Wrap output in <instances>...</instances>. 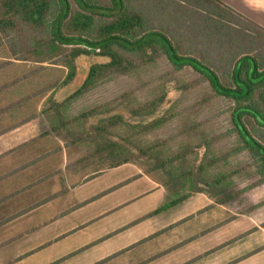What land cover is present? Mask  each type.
I'll return each mask as SVG.
<instances>
[{
  "label": "rangeland",
  "instance_id": "374dc122",
  "mask_svg": "<svg viewBox=\"0 0 264 264\" xmlns=\"http://www.w3.org/2000/svg\"><path fill=\"white\" fill-rule=\"evenodd\" d=\"M8 56V50L0 46V65ZM97 59L107 61L106 58ZM86 60L87 57H81L77 64L83 68L88 64ZM45 65L48 66L46 69H40L38 64L20 62L17 66L0 68V86L24 76L30 80L28 84L33 86V91H38L55 78H63L67 72L63 66ZM200 78V74L190 67L176 70L166 55H160L136 72L100 83L74 101L69 109L72 117L89 109H93L94 114L67 129L68 132H59L67 141V147H63L68 162L74 163L68 165V171L43 183L42 193L50 195L61 189L67 190L70 183H79V191L70 187V191L38 208L24 221L19 220L1 230L0 241L37 228L48 219H60L64 212L69 215L68 219L71 218L68 223L72 224H47L29 232L14 245L0 249V264L15 263L26 254L16 264H53L102 235L117 233L118 229L114 227L134 219L139 222L132 225L133 228L59 264H96L123 250L100 264H264V208L250 211L254 204L264 199V193L249 191L237 198H227L258 179L249 152L231 154L226 161L198 172L201 165L231 153L242 143L238 134L231 133L234 126L232 100L218 96L210 83L200 81ZM16 90L8 97L3 92L0 94L4 97L2 106L22 96ZM22 92L28 93L27 90ZM48 92L40 93L37 99L34 97L38 109L49 106L40 102ZM71 92L70 88L63 86L57 89L56 98L61 101ZM164 95L162 102L142 109ZM136 110L139 111L135 113ZM115 115H121L124 120L110 128L113 133H108L107 139L98 138L94 142L95 145L103 144L102 152H95V146L88 147L86 138L83 140L81 136L91 134L94 140L100 136V132L95 133L94 126H101L104 120ZM160 118L167 120L154 129L137 133L140 129L133 128L137 124L147 126ZM19 119H8L9 124ZM58 123L54 121L55 126ZM55 137L50 138L54 140ZM152 146L156 148L148 151ZM183 152H187L184 158L161 166L164 161ZM86 156L89 158L81 162ZM128 158L131 159L120 168L114 166ZM56 167L51 163L47 167L43 165L42 172H51ZM73 167L75 171L71 172ZM140 173L151 175L157 185L150 184ZM224 174L233 175L219 185H207ZM151 177L148 176L150 181ZM200 188L203 191H198ZM101 193L105 194L95 198L84 211L77 210L79 214L70 209L81 199ZM187 194L191 197L183 203L149 216L157 208ZM224 198L228 201L221 204ZM34 201L35 198L30 199L32 203ZM125 203L124 208L63 238L62 235L70 232V226L79 227L83 221L87 223L100 217L104 209L111 211ZM166 228L170 229L159 233ZM150 235L152 238L144 240ZM58 237L62 239L56 242Z\"/></svg>",
  "mask_w": 264,
  "mask_h": 264
},
{
  "label": "trees",
  "instance_id": "16d2710c",
  "mask_svg": "<svg viewBox=\"0 0 264 264\" xmlns=\"http://www.w3.org/2000/svg\"><path fill=\"white\" fill-rule=\"evenodd\" d=\"M0 46L9 52L0 68L31 62L38 64L40 69H46V63L67 69L63 78H55L38 91H33V86L28 84L30 80L24 76L0 86V94L3 92L7 97L16 89L22 95L6 106H2L4 97L0 95V136L42 115L46 116L56 132H68L67 129L94 114V110L89 109L72 117L69 109L74 101L100 83L134 73L160 55H166L176 70L192 68L200 74V81H208L218 96L233 102L231 116L234 126L231 133L238 134L242 143L231 153L217 156L201 165L198 172L202 173L211 165L226 161L231 154L247 151L258 179L227 198H237L264 184V27L220 0H0ZM81 57H87L88 64L83 68L77 64ZM98 57L106 58L107 61L98 60ZM63 86L72 92L58 101L57 89ZM25 90L28 93L22 92ZM46 91L50 93L42 98L43 105L48 103L49 106L38 109L34 97L37 99V95ZM164 99L165 95L147 103L142 109L155 106ZM52 110H56V114H50ZM30 112L32 114L28 116ZM18 118V121L9 124L8 119L11 121ZM123 120L121 115H115L104 120L101 126H94L95 133L100 132V136L94 137V140L91 134H88V138L81 137L83 140L86 138L88 147L95 146V152H102L103 144L95 145L94 142L98 138L107 139L108 133H113L110 128ZM166 120L160 118L147 126L137 124L133 128L140 129L137 132L140 133L141 130L154 129ZM54 121L59 122L57 126ZM46 136L48 134H41L15 150H24ZM125 139L130 140L127 137ZM154 147L148 151L154 150ZM186 154H177L161 166L173 164ZM88 158L83 157L80 161ZM129 159L114 166L122 165ZM232 175L224 174L207 185H219L228 181ZM57 196L59 194L52 198ZM187 197L180 196L157 208L149 216L175 206ZM227 198L220 203H226ZM258 207H264V200L252 209Z\"/></svg>",
  "mask_w": 264,
  "mask_h": 264
},
{
  "label": "crops",
  "instance_id": "0c3cea01",
  "mask_svg": "<svg viewBox=\"0 0 264 264\" xmlns=\"http://www.w3.org/2000/svg\"><path fill=\"white\" fill-rule=\"evenodd\" d=\"M220 1L226 4L227 6L231 7L232 9H234L238 13L242 14L243 16L249 18L250 20L264 27V0H220ZM49 93L50 92H48L47 95H49ZM41 104H43V101L41 102ZM45 133L48 134V136L42 139H38L37 141L28 145L24 150L16 152L15 149H18L20 146L24 145L29 140L36 139L41 134H45ZM51 136H57V137H55V139L53 140L50 138ZM63 146L67 147L66 138L64 136L59 135V133L53 129V127L49 124V121L47 120L45 115H42L38 119L28 123L23 127L15 128L0 136V156L3 155L0 158V224H1L0 231L6 230L8 226L14 225L19 220L24 221L25 218H28L29 216L34 214L36 210H38V208L42 206H46L45 204L50 203L52 200L56 198H60L61 195H63V193L70 191V187H75L79 191V187H77L78 186L77 184L79 183H70V187L67 190L66 188L61 189L59 191L50 193V195H48L47 193L46 194L42 193L43 183H45L52 176L60 175L61 173H64L65 170L68 171L69 170L68 165L74 163V162H70V163L68 162V158L66 157V154L64 152L65 147ZM50 163L55 164L57 167L51 172H47L44 174L42 172L43 165L47 167ZM70 171L71 172L75 171V168L73 167L72 169H70ZM140 171L141 170H138V172ZM140 175L142 174L140 173ZM148 176L151 177V175H146V176L142 175V177H144V179H146V181H148L150 184H152L153 186L157 185V183H154L155 181L152 179V177H151L152 181H150L148 179ZM250 191L252 193H256L259 191L264 193V184ZM57 194H59V196L52 198L53 195H57ZM104 194L105 193H101V195L99 194L95 197L92 196L88 199H81V201H78L75 206L74 205L71 206L70 209L73 208L72 210L73 211L76 210V214H79L78 211L80 210L84 211L89 203L94 202L96 200L95 198H99ZM187 195L188 197L180 203H183L184 201H186L191 197L190 194ZM31 198H35V201L33 203L30 202ZM263 200L264 199H262L261 201ZM261 201H259L258 203H260ZM126 204L127 203L111 211H109L108 209H104L103 211H101L102 214L100 217L92 219V221L90 222H87L85 220L87 223L83 221L81 223V226L79 227H76L75 225L70 226L71 229L69 227L68 230L70 232H67L66 234L62 235L64 236L63 238L72 235L76 231L78 232V230L80 229L87 228L88 226L93 224L96 220L98 221L100 219H104L105 217L114 213L117 209L124 208ZM263 208L264 207H258L255 209H251L250 211H256L258 209H263ZM66 213L67 212L62 213L60 219L56 218L53 221L48 219L44 221L45 222L44 224L43 223L39 224L41 226L38 225L39 227L37 228L34 227L32 229H27L28 231L25 230L21 232L19 235L11 236L8 237L6 240L0 241V249L9 244L14 245L15 242L19 241L21 238H24L26 235L29 234V232H33L36 229L46 226L47 224H54V223L72 224L71 222L68 223L69 220L71 221V218L68 219L69 215ZM137 222H139V219H134L126 224L122 223L119 226L114 227L118 229L117 233L114 231L113 233L102 235L101 237L94 239L87 246L83 245L79 249L71 251V253L80 250L77 254H75L78 255L81 252L93 246L105 242L114 235H118L123 231L128 230L129 228H133L132 225L136 224ZM256 225L258 226L257 228H260L258 224ZM151 237L152 235L146 237L144 240L150 239ZM60 238L61 237H58L56 242L62 239ZM33 252H36V250ZM26 255L23 256L21 255L19 257V260L15 261V263L9 262L8 264H16V262L19 261L21 262L23 260L22 258Z\"/></svg>",
  "mask_w": 264,
  "mask_h": 264
}]
</instances>
